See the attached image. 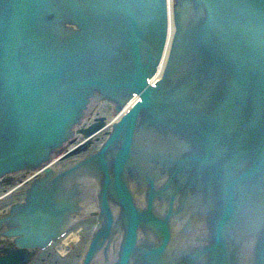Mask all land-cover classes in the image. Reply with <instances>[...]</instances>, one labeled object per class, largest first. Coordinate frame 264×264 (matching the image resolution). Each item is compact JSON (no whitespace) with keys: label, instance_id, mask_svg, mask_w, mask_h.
Listing matches in <instances>:
<instances>
[{"label":"water","instance_id":"1","mask_svg":"<svg viewBox=\"0 0 264 264\" xmlns=\"http://www.w3.org/2000/svg\"><path fill=\"white\" fill-rule=\"evenodd\" d=\"M174 2L156 86L166 0H0V175L47 162L96 91L118 111L140 95L100 152L4 217L19 246L66 236L68 176L104 168L85 264H264V0Z\"/></svg>","mask_w":264,"mask_h":264},{"label":"bare ground","instance_id":"2","mask_svg":"<svg viewBox=\"0 0 264 264\" xmlns=\"http://www.w3.org/2000/svg\"><path fill=\"white\" fill-rule=\"evenodd\" d=\"M166 1L168 15L167 35L160 63L155 72L157 74L151 78V82L154 83L164 77L174 42V33L177 31L176 16L174 12L175 2L174 0ZM50 15L54 17V13H50ZM62 25L73 26L75 29H81V27L71 21H65ZM156 84L157 83H155V85ZM133 95L134 96L118 111L115 96L107 95L101 91H96L88 102V108H82L80 120L72 124L71 135L53 146L55 148L51 151V154L53 153L52 157L47 162L41 166L33 165L34 167L25 165L24 167L5 171L0 175V180L3 179L5 181L6 179H9V181H13L15 174L25 172L27 175L24 179L27 180L24 182V187L28 183L26 192L22 197H20L21 200L18 204L12 205L5 212L0 209V242L3 240L4 242H9L8 248L0 251V255L5 253V255L0 256V264H24V256L28 255V251L41 247L47 248L46 253L48 257L44 260V262L49 264H85L86 260H92L96 243L94 238L98 234L101 219L100 210H102L104 204L102 202L101 194V192L104 191L102 189L103 181L106 188L108 184L104 168L94 170V176H68V192L78 207V210L74 217L73 225H68L66 236L58 235L52 238L51 245L19 246L16 242V238L23 237V232L16 234H6L4 232L11 228L21 227L22 224H13L11 217L5 219L4 217L14 207L28 203V192L35 180L61 172L64 169L71 168L86 160L97 151L100 152L106 140H108L113 133L116 124L134 107L137 101H139L140 95L136 92H134ZM97 127H100L99 130L90 135H86L88 132ZM79 135L81 136L79 137ZM46 168L50 169L46 170ZM1 185V189L3 190L6 184L2 183ZM1 194L0 190V195ZM3 196L5 199H8L9 195L3 193ZM14 202L15 201L12 203ZM90 213H93V215L96 216V220L90 236H87L85 239L83 238L84 243H81V249L78 250L80 254H78L76 251H73V245H76V231H74V229L75 226ZM84 228L85 227H81V231L82 229L84 230ZM81 237L80 233V241ZM59 238L63 239V241H60ZM91 244L93 245L92 247ZM69 246L72 247V250L66 257H64L63 254L70 250ZM57 253H61V255L58 254V258H56ZM39 255L40 254H38V256ZM74 256L76 257V260L74 259ZM35 258L36 256L26 261L25 264H31Z\"/></svg>","mask_w":264,"mask_h":264},{"label":"flooded vegetation","instance_id":"3","mask_svg":"<svg viewBox=\"0 0 264 264\" xmlns=\"http://www.w3.org/2000/svg\"><path fill=\"white\" fill-rule=\"evenodd\" d=\"M80 136L81 135H79V137ZM26 175L27 174H25V172H23V173H20V174L19 173L18 174H15L13 181H9V179H6L5 181L3 179L0 180V190H1V193H2L0 195V204L5 199V197L3 196V193H6V195L8 194L9 196H11V195H18L20 197L23 196V194L26 192L27 185H28V183H27L26 186L24 187V182H26V180H27V179H24V177ZM2 183L6 184L3 190L1 189V187H2L1 184ZM11 187L12 188L14 187V188L12 189ZM20 200L21 199L16 200L15 202H19ZM12 205H13V203H10V205H8L6 207L4 206L3 209H2V211L3 212L7 211ZM61 240L62 239H60V241ZM0 244H1L0 251H3L4 249H7L8 248L9 242H4V240H3L2 242H0ZM69 248H70V250L67 251V252H65L63 254L64 257H66L70 253V251L72 250V247L71 246H69ZM46 252H47V248H35V249H32V250H30V259L36 256L35 260L40 259V260L44 261L48 257V255H47ZM38 254H40V255L38 256ZM58 254L61 255V253H58ZM58 254L56 255V258H58L57 257ZM2 255H5V253L2 254ZM2 255H0V256H2Z\"/></svg>","mask_w":264,"mask_h":264},{"label":"rangeland","instance_id":"4","mask_svg":"<svg viewBox=\"0 0 264 264\" xmlns=\"http://www.w3.org/2000/svg\"><path fill=\"white\" fill-rule=\"evenodd\" d=\"M19 199H20V196H18V195L9 196L8 199H4L1 202L0 209H3L4 206L6 207V206L10 205V203H12L13 201H16V200H19ZM95 220H96V216L93 215V213H90L89 215L85 216L84 219H82L75 226L74 231H76V245H73V251H76L78 254H80V252H78V250L81 249V243L83 242V238L85 239V238H87V236H90V234L92 232V228L94 226ZM81 227H85L84 230L82 229V231H81ZM77 231H78V233H77ZM80 233H81V236H82L81 237V241L79 240ZM61 241H63V239ZM76 247H78V248H76ZM81 253H82V251H81ZM52 255H54V254H52ZM74 259L76 260L75 256H74ZM33 262L31 264H49V263H46V262H44V261H42L40 259L34 260Z\"/></svg>","mask_w":264,"mask_h":264}]
</instances>
